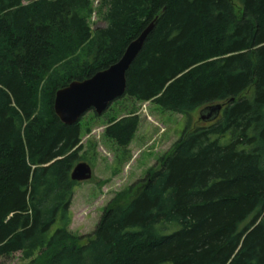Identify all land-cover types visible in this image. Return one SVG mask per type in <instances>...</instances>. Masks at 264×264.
<instances>
[{
	"label": "trees",
	"instance_id": "trees-1",
	"mask_svg": "<svg viewBox=\"0 0 264 264\" xmlns=\"http://www.w3.org/2000/svg\"><path fill=\"white\" fill-rule=\"evenodd\" d=\"M92 6L0 0V257L264 264V0ZM94 11L106 22L96 30ZM155 16L124 95L183 114V132L160 169L112 197L81 242L67 224L82 126L62 124L53 97L116 62ZM215 103L219 116L201 120L198 111ZM138 119L132 112L110 120L102 134L126 147Z\"/></svg>",
	"mask_w": 264,
	"mask_h": 264
},
{
	"label": "rangeland",
	"instance_id": "rangeland-1",
	"mask_svg": "<svg viewBox=\"0 0 264 264\" xmlns=\"http://www.w3.org/2000/svg\"><path fill=\"white\" fill-rule=\"evenodd\" d=\"M91 1L97 10L100 0ZM101 18L97 12L92 13L88 19L92 30L106 25ZM132 112L140 121L134 138L126 147L117 145L102 134L108 121ZM184 122L181 113L126 95L112 101L102 115L96 116L89 110L80 118L83 149L79 161L91 166L92 177L73 186L67 226L76 236L82 237L81 242L92 234L103 207L112 197L131 184L141 182L149 172L160 169L161 158L169 153L172 144L181 136ZM25 263L18 252L0 257V264Z\"/></svg>",
	"mask_w": 264,
	"mask_h": 264
},
{
	"label": "water",
	"instance_id": "water-1",
	"mask_svg": "<svg viewBox=\"0 0 264 264\" xmlns=\"http://www.w3.org/2000/svg\"><path fill=\"white\" fill-rule=\"evenodd\" d=\"M156 19L155 16L135 39L127 43L120 58L109 67L88 78L74 79L55 91L52 111L62 124L71 125L78 122L88 110L100 115L112 101L125 94L127 69L141 50ZM221 109L222 104L218 103L205 106L198 111L199 118L212 121L219 116ZM91 172V166L81 161L73 167L69 175L77 183L89 180L92 177Z\"/></svg>",
	"mask_w": 264,
	"mask_h": 264
}]
</instances>
